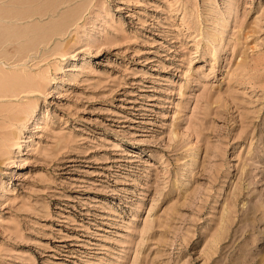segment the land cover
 <instances>
[{
	"label": "rangeland",
	"instance_id": "obj_1",
	"mask_svg": "<svg viewBox=\"0 0 264 264\" xmlns=\"http://www.w3.org/2000/svg\"><path fill=\"white\" fill-rule=\"evenodd\" d=\"M27 1L0 0V264H264V0Z\"/></svg>",
	"mask_w": 264,
	"mask_h": 264
},
{
	"label": "bare ground",
	"instance_id": "obj_2",
	"mask_svg": "<svg viewBox=\"0 0 264 264\" xmlns=\"http://www.w3.org/2000/svg\"><path fill=\"white\" fill-rule=\"evenodd\" d=\"M30 1H31V0H30ZM36 1H37V0H36ZM39 1H40V0H39ZM39 1H37V2H39ZM48 1H49V0H48ZM27 2H29V0H28ZM32 2H33V1H32ZM55 2H56V0H55ZM65 2H67V1H65ZM62 3H63V2H62ZM45 4H46V3H45ZM58 4H59V3H58ZM48 6H49V5H48ZM45 7H46V10H47V8H48V12H49V11H50V10H49V7H47V6H45ZM45 7H44V8H45ZM54 7H55V5H54ZM44 8H43V9H44ZM51 8H52V6H51ZM51 8H50V9H51ZM55 9H56V8H55ZM46 10H45V11H42V10H41L42 12H44V13L40 14L41 17L43 16V14L46 15V14H45V12L47 13ZM51 10H52V9H51ZM74 10H76V9H74ZM74 10H73V11H74ZM41 11H40V12H41ZM54 11H55V10H54ZM73 11H72V12H73ZM76 11H77V10H76ZM78 11H79V10H78ZM40 12H39V13H40ZM39 13H38V14H39ZM74 13H75V12H74ZM74 13H73V14H74ZM79 13H80V12H79ZM36 14H37V13H36ZM76 14H78V13H76ZM49 15H50V14H49ZM30 16H31V15H30ZM79 16H80V15H79ZM39 17H40V16H39ZM63 17H64V16H63ZM73 17H74V15H73ZM73 17H72L71 19H75V18H73ZM68 18H69V17H68ZM69 20H70V19H68V21H69ZM73 21L76 22L77 20H73ZM65 22H66V21H65ZM71 22H72V21H71ZM75 22H74V23H75ZM58 23H59V22H58ZM58 23H57V24H58ZM69 24H70V22H69ZM69 24H67V28H68V26H70ZM71 24H72V23H71ZM59 25H60V23L58 24V27H59ZM61 25H62V24H61ZM65 26H66V25H65ZM58 27H57V28H58ZM60 27H61V26H60ZM57 28H56V29H57ZM63 28H64V26H63ZM61 29H62V28H61ZM10 31H11V30H10ZM53 33H54V32H53ZM53 33H50V34L54 35L55 33H54V34H53ZM52 35H50V36H52ZM50 36H49L48 38H50ZM48 38H47V35H46V40H45V41H47V42H48V40L50 41V39H48ZM44 39H45V38H42L41 41H40V43L43 42ZM47 39H48V40H47ZM51 39H52V38H51ZM42 40H43V41H42ZM34 126H37V124H35Z\"/></svg>",
	"mask_w": 264,
	"mask_h": 264
}]
</instances>
